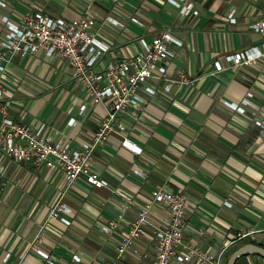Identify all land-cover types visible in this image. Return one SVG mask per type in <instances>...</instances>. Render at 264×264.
Returning a JSON list of instances; mask_svg holds the SVG:
<instances>
[{
    "label": "crops",
    "instance_id": "obj_1",
    "mask_svg": "<svg viewBox=\"0 0 264 264\" xmlns=\"http://www.w3.org/2000/svg\"><path fill=\"white\" fill-rule=\"evenodd\" d=\"M6 1L0 16L14 24L34 11L52 18L94 16L95 35L109 46L106 61L137 52L140 36L168 31L181 45L168 44L174 55L166 63L167 75L177 78L184 72L191 83L173 84L166 93L161 88L165 81L157 82L158 92L149 104L129 111L127 132L142 148L141 155L122 147L114 136L95 146L93 169L108 187H93L82 178L67 186L57 167L0 157V264H42L33 248L57 264H105L114 259V245L136 210L148 204L158 188L186 195L184 237L220 264L245 243L264 248V127L255 124L258 119L264 125V59L234 66L225 58L262 42L250 26L261 18L264 0H189L199 10L197 16H184V5L176 7L168 0ZM232 9L234 23L227 19ZM107 16L124 27L110 24ZM131 16L142 25L131 22ZM5 30L0 21V37ZM6 56L10 60L0 72V119L5 107L13 120L42 128L51 140L67 142L72 149L90 142L106 108L92 103L82 86L70 79L66 63L42 50ZM215 60L222 70L215 69ZM247 92L257 110L247 107L239 113L222 103L240 102ZM83 104L86 109L80 113ZM58 202L71 212L48 219ZM61 216L70 224H63ZM168 219V211L154 204L151 225L134 242L138 252L129 251L117 264H152V225H165ZM110 220L116 227L105 234L101 226ZM73 255L80 260H72ZM263 260L242 255L234 264Z\"/></svg>",
    "mask_w": 264,
    "mask_h": 264
},
{
    "label": "built area",
    "instance_id": "obj_2",
    "mask_svg": "<svg viewBox=\"0 0 264 264\" xmlns=\"http://www.w3.org/2000/svg\"><path fill=\"white\" fill-rule=\"evenodd\" d=\"M176 7L184 5V16H197L199 10L189 4V0H168ZM256 1V0H250ZM7 5L6 0H0V7ZM130 21L139 25L142 22L135 16ZM230 23L235 22V10L227 13ZM107 22L114 26L124 27L120 20L107 16ZM0 21L6 25V30L0 37V72L5 70L10 56L18 54L25 56L42 50L47 57L58 56L69 69V77L82 86L92 103L105 105L106 114L98 120L97 127L90 142L81 143L80 148L72 149L67 142L53 141L42 130L32 129L28 125L13 120L7 114L5 107L1 108L0 119V157H9L16 163H26L33 166L44 165L47 168L57 167L63 173L67 186L82 178L87 184L96 187H108V182L99 172L93 169V150L110 137H117L120 145L136 155L142 154V148L137 145L127 132L126 119L130 110L137 111L149 104V98L158 92L157 82L165 81L161 87L169 92L173 84L188 85L190 77L182 72L177 78H169L166 63L174 53L168 44L178 46L181 42L168 31L150 38L140 36V49L130 56L119 59L104 60L109 46L95 35L97 20L94 16L84 15L76 18H52L40 11L25 14L19 24H14L7 16H0ZM250 29L261 36L259 45L247 46L241 50L229 53L226 60L234 66L252 64L264 59V11L261 18L255 20ZM217 71L222 70L220 61H214ZM2 89L0 88V96ZM223 105L244 113L247 107L257 110L258 106L251 101V93L247 92L240 102L223 100ZM86 109L83 104L79 108L82 113ZM130 111V112H129ZM131 112V113H132ZM73 124V119L70 120ZM255 124L264 127L263 122L255 119ZM141 175L139 171H135ZM128 203H131L128 201ZM154 204L162 205L169 214L165 225H152L154 237V257L152 264H220L208 252L188 242L184 237L186 227V209L188 198L181 192H169L162 188L152 191L148 204L136 210L133 220L124 231L119 242L115 243V256L105 264H117L131 251L136 254L135 240L142 234L146 225H151L149 215ZM226 206H230L225 201ZM71 212L65 204L58 202L51 208L48 219L58 217V213ZM59 220L69 225L65 216ZM116 222L110 220L101 226L102 232L109 234L115 229ZM42 258V264H57L49 259V255L33 248ZM9 255L6 254L5 258ZM72 260L78 262L77 255ZM264 264V260L262 262Z\"/></svg>",
    "mask_w": 264,
    "mask_h": 264
},
{
    "label": "water",
    "instance_id": "obj_3",
    "mask_svg": "<svg viewBox=\"0 0 264 264\" xmlns=\"http://www.w3.org/2000/svg\"><path fill=\"white\" fill-rule=\"evenodd\" d=\"M242 255H255L264 259V248L252 243H245L229 255L226 264H234L236 259Z\"/></svg>",
    "mask_w": 264,
    "mask_h": 264
}]
</instances>
